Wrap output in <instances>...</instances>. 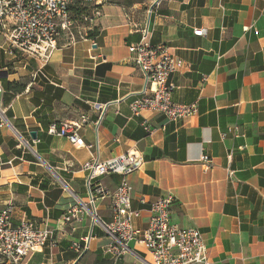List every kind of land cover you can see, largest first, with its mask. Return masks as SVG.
<instances>
[{"label": "crops", "instance_id": "crops-1", "mask_svg": "<svg viewBox=\"0 0 264 264\" xmlns=\"http://www.w3.org/2000/svg\"><path fill=\"white\" fill-rule=\"evenodd\" d=\"M125 1L105 2L98 16L92 10L94 26L64 35L47 61L9 54L0 29V106L9 120L0 125V210L12 205L14 224L54 232L27 264H145L135 253L106 254L110 237L79 203L88 194L83 163L127 152L145 158L129 177L138 228L152 201L172 193V222L202 231L210 264H264V0ZM147 27L154 45L184 61L169 81L174 102L195 105L188 117L131 110L145 82L129 45ZM83 117L84 146L48 132ZM204 154L213 158L207 172ZM120 178H100L110 193L97 201L106 222ZM71 207L77 218L64 222ZM83 237L91 247L80 255L73 245Z\"/></svg>", "mask_w": 264, "mask_h": 264}, {"label": "built area", "instance_id": "built-area-1", "mask_svg": "<svg viewBox=\"0 0 264 264\" xmlns=\"http://www.w3.org/2000/svg\"><path fill=\"white\" fill-rule=\"evenodd\" d=\"M107 0H0V29L5 35L6 50L9 54L21 52L45 61L52 57L58 48L59 36L71 30L74 24L72 6H93L94 14L100 15L99 6ZM201 35L203 30H195ZM142 39L129 45V52L139 67L144 88L137 99L131 103L135 114L149 109L162 112L171 120L182 119L194 113L195 105L174 102L172 84L169 77L174 71L185 67L184 61L172 54L163 44L154 45L149 28L142 30ZM4 92L0 81V98ZM87 121H63L52 124L49 134L66 136L77 146H84L78 129ZM9 120L0 106V125H8ZM238 129L236 127L234 130ZM233 130V129H232ZM231 130V131H232ZM203 170L206 172L213 165V158L201 156ZM145 158L134 152L116 155L107 160L98 156L83 163L82 169L87 173V200H79L80 209L89 215L93 226L105 230L111 241L105 253L115 259L124 254L135 253L145 264H210L209 249L202 231L196 227H182L172 222L174 195L168 193L152 201L149 208V220L145 228H138L135 220L141 216V210L133 207V190L129 177L141 168ZM106 174L121 176L117 188L111 193L112 218L104 221L100 216L97 201L110 195L100 183ZM14 207L9 205L0 210V257L9 264H27L30 255L45 247L53 238V230L46 225L25 220L14 224L12 214ZM78 210L71 207L64 215V222L77 218ZM140 243L146 255H140L131 242ZM74 249L84 254L90 250L89 237L74 243Z\"/></svg>", "mask_w": 264, "mask_h": 264}, {"label": "rangeland", "instance_id": "rangeland-1", "mask_svg": "<svg viewBox=\"0 0 264 264\" xmlns=\"http://www.w3.org/2000/svg\"><path fill=\"white\" fill-rule=\"evenodd\" d=\"M112 1H117V0H107L106 3H109V2H112ZM126 2L125 0H118V2ZM73 18H74V24L73 26L71 27V30L69 31H65V32H62L61 35L59 36V40L60 38H63L64 35H65V38H68V37H73L74 34L73 33H78V35H82L84 34L87 30H88V26H91L93 27L94 26V22L92 20V16L91 15H87V16H81L80 18L76 17L75 15H72ZM98 16V15H96ZM95 28V27H94ZM3 259L0 260L1 264H4V262H2Z\"/></svg>", "mask_w": 264, "mask_h": 264}, {"label": "trees", "instance_id": "trees-1", "mask_svg": "<svg viewBox=\"0 0 264 264\" xmlns=\"http://www.w3.org/2000/svg\"><path fill=\"white\" fill-rule=\"evenodd\" d=\"M71 10H72V14L73 15H75L78 18H80L81 16H84V17L87 16V15L88 16L89 15L92 16V10L94 12V7H92V6L82 7L79 4H76V5L72 6ZM93 31H97V28H95Z\"/></svg>", "mask_w": 264, "mask_h": 264}, {"label": "water", "instance_id": "water-1", "mask_svg": "<svg viewBox=\"0 0 264 264\" xmlns=\"http://www.w3.org/2000/svg\"><path fill=\"white\" fill-rule=\"evenodd\" d=\"M36 131H33L32 133H31V135L35 138L36 137Z\"/></svg>", "mask_w": 264, "mask_h": 264}]
</instances>
